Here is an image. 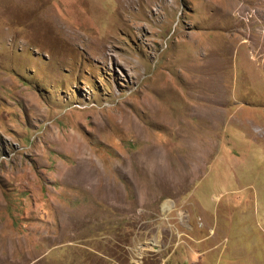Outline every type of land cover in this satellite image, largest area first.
<instances>
[{
  "label": "rangeland",
  "instance_id": "rangeland-1",
  "mask_svg": "<svg viewBox=\"0 0 264 264\" xmlns=\"http://www.w3.org/2000/svg\"><path fill=\"white\" fill-rule=\"evenodd\" d=\"M0 264H264V0H0Z\"/></svg>",
  "mask_w": 264,
  "mask_h": 264
}]
</instances>
